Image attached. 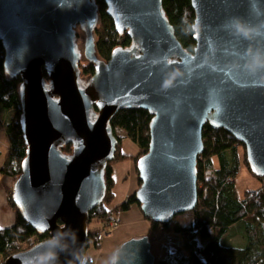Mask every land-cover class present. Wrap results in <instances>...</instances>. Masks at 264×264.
I'll return each instance as SVG.
<instances>
[{
  "label": "water",
  "instance_id": "95a60500",
  "mask_svg": "<svg viewBox=\"0 0 264 264\" xmlns=\"http://www.w3.org/2000/svg\"><path fill=\"white\" fill-rule=\"evenodd\" d=\"M98 1L116 32L130 39L107 59L98 56L93 36ZM190 5L201 29L188 51L162 0H0L3 68L20 79L18 122L25 145L12 200L37 233H60L65 250L55 249L56 264H78L74 256L85 254L88 213L106 194L105 168L118 142L111 119L120 108L152 115L147 152L136 161L140 184L134 191L148 220L166 222L197 204L205 123L240 141L250 170L264 180V69L245 67L249 50L264 56V28L245 39L230 26L233 17L259 26L264 0H190ZM76 26L83 56L94 65L86 78L78 65ZM175 70L180 75L163 88ZM67 143L68 153L62 151ZM42 241L2 264H26ZM121 246L118 264H153L147 234Z\"/></svg>",
  "mask_w": 264,
  "mask_h": 264
},
{
  "label": "trees",
  "instance_id": "16d2710c",
  "mask_svg": "<svg viewBox=\"0 0 264 264\" xmlns=\"http://www.w3.org/2000/svg\"><path fill=\"white\" fill-rule=\"evenodd\" d=\"M97 4L100 26L97 30L95 46L98 55H101L102 59H107L114 47L127 46L130 39L127 34L119 35L116 32L112 19L105 12L104 2L98 1ZM162 6L181 45L191 51L195 40L192 34H185V25L182 24L185 13L189 22L194 19L190 0H162ZM3 60L4 50L0 42V113L3 115L4 131L9 139L7 152L0 165V173L12 181L21 172L25 145L18 122L20 103L17 87L20 79L11 78L5 74ZM93 70L94 65L91 62L83 67V73L88 76L93 73ZM151 117L148 110L135 107L120 108L111 119L114 135L116 127H120L124 135L137 145V152L132 156L135 164L139 156L147 152ZM201 135L203 150L197 157L196 165L197 204L193 209L175 214L166 222L149 220L150 232L147 236L150 241V250L154 255L153 264H241L245 259L242 261L237 259L249 257L253 253L252 247L257 246H253L252 225L248 222L243 223L247 232V236L244 235L247 240L243 247L225 248L220 238L231 225L240 222L249 214L251 205L248 204V196L257 192L247 191L248 196L244 199H239L235 193L234 179L241 165L237 147L243 144L224 128H213L208 123L204 124ZM115 136L118 139V145L114 157L105 168L106 194L102 203L89 211L87 223L93 221V218H97V221H108L111 218V211L128 210L133 202L137 203L132 193L119 204L109 206L113 200L111 164L125 157L120 148L121 138L118 135ZM71 149V143L62 147V151L66 153L71 152ZM213 156L217 157L219 163L217 168L213 167ZM245 157L243 161L249 168ZM137 179L140 183L139 178ZM3 191L8 192L7 203L13 210V220L10 223H0V264L10 254L27 249L49 237L48 232L37 233L21 216L12 200V185L9 183L4 185ZM258 214H261L260 211L255 213L256 216H259ZM97 230V228H88L86 246L89 239L93 240L94 244L97 243ZM260 251L263 252L262 249Z\"/></svg>",
  "mask_w": 264,
  "mask_h": 264
},
{
  "label": "rangeland",
  "instance_id": "374dc122",
  "mask_svg": "<svg viewBox=\"0 0 264 264\" xmlns=\"http://www.w3.org/2000/svg\"><path fill=\"white\" fill-rule=\"evenodd\" d=\"M99 26L100 21L93 30L95 44L97 41V30ZM75 29L77 33V43L82 53V57L78 65L81 69V76L86 78L88 75L83 73V67L88 65L89 61L83 56L82 32L77 26ZM98 56L103 58L101 55ZM3 119V115L0 113V165L4 159L9 145L8 144L5 147L2 141V136L4 133L2 130ZM115 135H118L121 138L120 148L125 157L111 164V175L113 178V200L109 205L110 207L115 205V200L120 199L121 195H124V200H126L130 194L134 193L140 184L137 179L138 176L135 160L132 158L133 154L137 152V145L124 135V132L120 127H116ZM117 145L118 144H116V146ZM237 149L241 165L234 179L235 193L239 199H244L246 196H248V194H246L247 191L257 192L255 194H250V197L248 196V204L251 205L249 214H247L240 222L234 223L227 229V231L220 237L221 243L225 248L234 246L243 247L247 240L244 237V235L247 236V232L243 223L245 224L248 222L250 225H252L251 238L254 240L253 246H257L256 248L252 247L253 253H251L249 257L246 256L247 258H241V260L237 259V261H242L245 259V261H242L241 264H264V180L255 176L245 165L243 161L246 155L244 146L239 145ZM212 163L214 168L218 167L219 163L216 156L212 157ZM205 174L207 175V172ZM8 180V183L12 185L11 182L13 180ZM7 184L4 185L6 186ZM7 193L5 194L4 202L8 208H0V222L10 223L13 220V210L7 203ZM0 195H3L2 178H0ZM1 201L2 199L0 198V203ZM121 201L123 200L121 199ZM257 211H260L261 213L258 214L259 216L255 215ZM96 219L97 218H93V221H90L87 223V225L89 229H98L97 243L94 244L93 240L89 239L88 245L85 247V254L90 256L94 260L95 264H103L108 255H110L111 252L125 240L132 237L143 236L150 232V221L144 217L140 207L136 202H133L128 210H120L118 212L111 211V218L108 219V221H97ZM261 249L263 252L260 251Z\"/></svg>",
  "mask_w": 264,
  "mask_h": 264
},
{
  "label": "clouds",
  "instance_id": "9594fccd",
  "mask_svg": "<svg viewBox=\"0 0 264 264\" xmlns=\"http://www.w3.org/2000/svg\"><path fill=\"white\" fill-rule=\"evenodd\" d=\"M255 10L256 9L253 6V11ZM182 24L185 25V34H192L194 36L199 34L201 29L199 20L194 19L189 22L187 19V13H185V17L182 19ZM228 26L229 22H226L225 27ZM230 26L234 29L235 34L242 35L245 39H248L251 37L253 32H255L257 35L261 34L260 29L264 28V22H262L256 28H251L239 17H233L230 20ZM249 55L252 56L251 61L245 64V67L249 71L255 72L258 68L264 69V56H261L259 52L253 55L251 54L250 50ZM179 75V70L171 72L168 77L163 80L162 87L165 89L170 88ZM59 236L60 233L58 232L56 235H51L49 238L38 244L37 248L39 250L34 256L28 258L26 264H56L58 261V253L55 251V249L59 248L61 252L65 250L64 246L59 244ZM122 248L123 246L114 249L104 260L103 264H118V261L121 259ZM74 259L76 262H78V264H95L94 260L84 253L76 254Z\"/></svg>",
  "mask_w": 264,
  "mask_h": 264
},
{
  "label": "crops",
  "instance_id": "0c3cea01",
  "mask_svg": "<svg viewBox=\"0 0 264 264\" xmlns=\"http://www.w3.org/2000/svg\"><path fill=\"white\" fill-rule=\"evenodd\" d=\"M2 130L4 131V127L2 128ZM0 134H1V132H0ZM2 141H3L5 147L9 144V139H8V136L6 135L5 131H4L3 136H2ZM0 178H2V191H3L4 190V184H7L9 182V180H8L7 176L2 175L1 173H0ZM5 194L6 193H4V191H3L4 197L0 203V208H3V209H5L4 207H7L6 203L4 202ZM121 199L122 200L125 199L124 195H121L120 199L115 200L114 204L116 205L117 203L121 202ZM12 216H13V214H12ZM0 223L3 224L5 222H0Z\"/></svg>",
  "mask_w": 264,
  "mask_h": 264
},
{
  "label": "bare ground",
  "instance_id": "6f19581e",
  "mask_svg": "<svg viewBox=\"0 0 264 264\" xmlns=\"http://www.w3.org/2000/svg\"><path fill=\"white\" fill-rule=\"evenodd\" d=\"M0 198L3 199V195H0Z\"/></svg>",
  "mask_w": 264,
  "mask_h": 264
}]
</instances>
